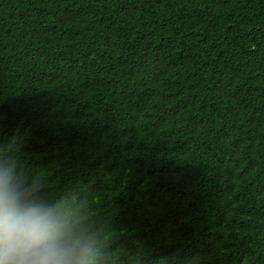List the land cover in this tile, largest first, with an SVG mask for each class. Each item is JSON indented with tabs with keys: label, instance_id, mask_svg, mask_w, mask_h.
<instances>
[{
	"label": "trees",
	"instance_id": "1",
	"mask_svg": "<svg viewBox=\"0 0 264 264\" xmlns=\"http://www.w3.org/2000/svg\"><path fill=\"white\" fill-rule=\"evenodd\" d=\"M0 159L97 264H264V0H0Z\"/></svg>",
	"mask_w": 264,
	"mask_h": 264
},
{
	"label": "clouds",
	"instance_id": "2",
	"mask_svg": "<svg viewBox=\"0 0 264 264\" xmlns=\"http://www.w3.org/2000/svg\"><path fill=\"white\" fill-rule=\"evenodd\" d=\"M21 143L11 137L15 147ZM26 185L14 162L0 159V264H97L92 241L62 202Z\"/></svg>",
	"mask_w": 264,
	"mask_h": 264
}]
</instances>
